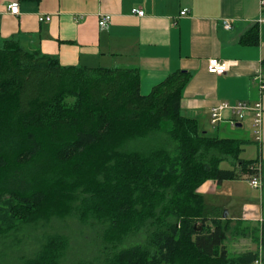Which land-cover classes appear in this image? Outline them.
Returning <instances> with one entry per match:
<instances>
[{
    "label": "trees",
    "instance_id": "16d2710c",
    "mask_svg": "<svg viewBox=\"0 0 264 264\" xmlns=\"http://www.w3.org/2000/svg\"><path fill=\"white\" fill-rule=\"evenodd\" d=\"M241 42L258 45L259 26ZM190 79L177 71L144 95L137 68L66 67L16 40L0 46V243L27 228L42 233L20 264L262 258L260 249L229 250L233 230L247 235L244 222L233 226L199 192L208 181L258 176L259 168L240 159L247 141L212 136L182 113ZM230 158L234 167L222 168ZM262 190L264 199V183ZM68 224L83 229L77 248ZM253 231L264 250V221Z\"/></svg>",
    "mask_w": 264,
    "mask_h": 264
},
{
    "label": "crops",
    "instance_id": "0c3cea01",
    "mask_svg": "<svg viewBox=\"0 0 264 264\" xmlns=\"http://www.w3.org/2000/svg\"><path fill=\"white\" fill-rule=\"evenodd\" d=\"M260 1L0 0V46L16 40L25 50L57 58L66 67L137 68L144 95L170 74L186 71L191 79L183 91L182 113L197 120L202 131L231 138L235 129L245 130L246 121L254 128L252 117L236 126L223 121L213 129L210 111L222 103L241 101H260L264 107L259 80L264 78V23H260L264 7ZM13 3H19L18 15L8 10ZM135 9L144 11V16L134 14ZM186 9L187 15L182 16ZM103 14L111 16L105 30L99 26ZM46 16L51 20L46 21ZM225 22L231 24L230 30L225 28ZM256 25L260 30L259 44H243L242 37ZM215 59L226 64L224 74L209 72V63ZM262 131L261 141L256 140L254 133L252 138L239 139L258 147L255 161L263 188L264 117ZM250 178L245 175L241 180ZM225 183L208 181L199 192L205 197L215 196L233 222L243 221L244 226L262 223V202L259 207L243 205L238 212L237 207L228 204L232 196L219 193Z\"/></svg>",
    "mask_w": 264,
    "mask_h": 264
},
{
    "label": "rangeland",
    "instance_id": "374dc122",
    "mask_svg": "<svg viewBox=\"0 0 264 264\" xmlns=\"http://www.w3.org/2000/svg\"><path fill=\"white\" fill-rule=\"evenodd\" d=\"M246 120V119H245ZM242 129V128H241ZM240 129H235L230 133L231 138H243L246 139L252 138L254 133V128L250 127L249 122H245V130L242 131ZM212 136H217V133L215 132H209ZM255 138V137H254ZM257 145L254 143H246L244 145V149L241 152L240 159L241 160H256L255 158L258 156L257 151ZM234 159H229L221 164V167L224 169H231L234 167ZM262 190L260 188H253L250 184V180H234V181H228L224 184V186L219 188V193L223 194L224 196H232L233 200L232 202L228 203L229 206L237 207L238 212L242 210L243 205H250L253 206H260L262 202L263 206V212H264V199L262 197ZM206 201L208 205L212 206H218L220 207V203L218 199L215 196L207 195ZM216 198V199H215ZM226 201V200H225ZM228 206V205H227ZM241 208V209H240ZM232 211V208H229ZM226 209L224 211L223 216L225 215ZM228 213V212H227ZM227 217H230L228 214ZM224 218V217H223ZM261 222L256 223L252 222L248 225L244 226L243 228L247 229V235L241 236L238 235L234 230L229 235V241H228V248L232 253H241L249 250H257L260 249L262 252V258L263 264H264V250L258 247L256 242L254 241V229L259 227ZM236 224V222H233V226ZM72 228L65 229V233L70 235L71 241L73 242L74 247H76V243L81 242L79 241V238L77 239L76 243L74 238H77V235L81 233L80 231H83L78 225H67ZM236 226V225H235ZM85 229V228H84ZM86 230V229H85ZM82 234H80L78 237H81ZM42 236L41 231H37L35 229H29L21 231L18 234H16V240L12 241L11 238L4 240L2 243H0V253H5V257L0 259V262L3 264H20V256L22 255H29L31 256V253L34 249H36L39 245V237ZM8 244L10 246H8ZM77 248V247H76ZM67 264H70L67 263Z\"/></svg>",
    "mask_w": 264,
    "mask_h": 264
},
{
    "label": "built area",
    "instance_id": "2783aa9c",
    "mask_svg": "<svg viewBox=\"0 0 264 264\" xmlns=\"http://www.w3.org/2000/svg\"><path fill=\"white\" fill-rule=\"evenodd\" d=\"M261 8L264 7V0L260 1ZM8 10L13 15H18L20 11L19 3H13L8 6ZM134 14L143 17L144 11L140 9H135ZM188 10H183L181 12L182 16L187 15ZM46 21H50L51 17L46 16ZM111 23V16L109 14H103L99 17V26L101 29L105 30L109 27ZM260 23H264V18L260 20ZM225 28L227 30L231 29V24L225 22ZM227 71V66L218 60H211L209 63V72L214 74H224ZM260 80V93H264V78H259ZM249 116L252 117L253 126L255 128V136L257 141L262 140V127H263V117H264V107L262 102L248 103L241 101L235 104L222 103L215 106L210 111V125L213 129L223 121H229L231 125L236 126V124L243 122ZM258 168V167H257ZM250 184L253 188H262V181L259 176H253L250 178ZM254 264H263L262 259L257 260Z\"/></svg>",
    "mask_w": 264,
    "mask_h": 264
},
{
    "label": "water",
    "instance_id": "95a60500",
    "mask_svg": "<svg viewBox=\"0 0 264 264\" xmlns=\"http://www.w3.org/2000/svg\"><path fill=\"white\" fill-rule=\"evenodd\" d=\"M224 218H227V212H225Z\"/></svg>",
    "mask_w": 264,
    "mask_h": 264
}]
</instances>
